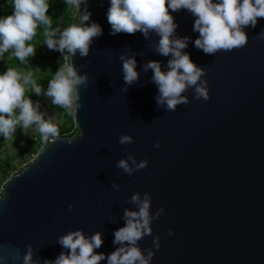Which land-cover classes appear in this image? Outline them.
I'll return each mask as SVG.
<instances>
[{
    "label": "water",
    "instance_id": "water-1",
    "mask_svg": "<svg viewBox=\"0 0 264 264\" xmlns=\"http://www.w3.org/2000/svg\"><path fill=\"white\" fill-rule=\"evenodd\" d=\"M109 3L89 0L86 23H99L103 33L87 57H72L89 76L88 87L80 88L83 106L73 115L77 132L49 141L2 187L0 264H22L16 249L22 257L28 244L41 264L54 260L64 251L57 238L77 229L88 236L100 231L103 244L95 251L110 254L124 209L135 210L128 202L135 192L151 194L153 214L164 209L152 235L139 241L145 252L153 248L151 264H264V38L258 35L264 18L245 28L243 48L207 55L194 46L195 17L171 13L177 34L191 38L184 51L206 69L210 94L195 99L190 88L189 103L173 112L157 107L152 71H142L145 62L159 60L163 68L170 57L149 48L155 34L150 40L140 32L112 35ZM128 48L141 53V75L125 92L119 55ZM122 134L133 143L119 144ZM129 153L137 162L147 159V168L132 175L118 169Z\"/></svg>",
    "mask_w": 264,
    "mask_h": 264
},
{
    "label": "clouds",
    "instance_id": "clouds-1",
    "mask_svg": "<svg viewBox=\"0 0 264 264\" xmlns=\"http://www.w3.org/2000/svg\"><path fill=\"white\" fill-rule=\"evenodd\" d=\"M64 2L74 21L66 27H53V18L48 15L50 0H8L12 11L0 16V60H5V53H8L9 59L15 58L24 66L7 64L6 70L0 72V136L5 141L15 139L17 128L25 135L31 131L38 132L44 143L59 138L55 116L41 111L39 101H33L30 93L50 98L53 106L63 109L69 116L83 106L80 88L88 87L89 76L87 72L80 73L72 57L77 53L82 58L87 57L94 39L102 35L103 29L95 21L86 23L92 15L89 0ZM181 10L195 17L193 31L199 35L194 46L207 55H215L221 51L238 50L248 43L245 28H255L258 19L264 18V0H110L106 15L112 35L140 32L145 40H150L155 34L158 40L149 44V48L160 56L170 57L163 68L161 61L149 60L143 64L142 71H152L151 82L158 88L155 97L157 107L173 112L178 105L189 103V97L184 93L190 88L195 99L207 101L210 98L208 81L203 78L206 69L194 63L190 54L184 51L191 38L181 37L176 32L178 25L171 13ZM38 30H42L41 43L62 55V62L48 80L46 89L36 78V71L40 68L29 64V59L35 56L36 48L41 44L33 43ZM258 35L264 38V31ZM137 55L141 53H134L131 48L119 55L125 92L140 80ZM80 67L86 68L87 64ZM118 143L129 145L133 143V137L122 134ZM155 147H159V141ZM147 166V159L137 162L133 153L116 164L128 175ZM112 188L118 191L120 185L113 183ZM128 202L135 205V210L124 209L122 218L125 224L114 231L113 244L117 247L110 254L95 251L103 244L100 231L88 236L82 229L70 230L57 238L64 251L54 260L45 259L43 264H100L105 259L107 264H151L155 254L153 248L145 252L139 241L152 235V222L163 214L164 209H157L155 214L150 211L152 196L149 192L143 195L135 192ZM68 207L71 210L74 205L69 204ZM172 234L170 229L169 235ZM159 241V235L152 239L156 249L160 247ZM16 254L15 258L22 259V264H41L40 260L34 259L31 244L26 246L22 257L19 249H16ZM3 259L0 256V260Z\"/></svg>",
    "mask_w": 264,
    "mask_h": 264
},
{
    "label": "trees",
    "instance_id": "trees-1",
    "mask_svg": "<svg viewBox=\"0 0 264 264\" xmlns=\"http://www.w3.org/2000/svg\"><path fill=\"white\" fill-rule=\"evenodd\" d=\"M51 7L49 8L48 15H50L53 18V27H66L68 24L74 22L73 18L70 13L66 10V5L64 0H50ZM12 9L8 5V0H0V16L10 14ZM43 41V35L40 30H38L37 36L34 38L33 43L39 44ZM49 49L46 45H38L36 48V54L34 57H31L29 59V64L32 67H36L38 65H42L45 62V59L49 56L48 54ZM8 53H5V60H0V72H3L6 70L7 66H13V67H21L23 68V65L19 64V61L15 58H8ZM52 55L55 57H60L61 53L55 50H52ZM8 64V65H7ZM60 65V61H57L52 68V73H54L57 68ZM31 99L33 101H37V99L34 97L33 94H29ZM52 107L60 112L65 116V120L61 123H58V127L60 130V136H70L74 133V131L71 130L74 121H73V115L69 116L67 115L63 109H60L56 106ZM71 130V131H70ZM33 145V151H36V148L34 146V143L31 142ZM31 149V150H32ZM11 155L9 154L6 145L3 141V137L0 136V178H6L9 179L14 173H10L11 169ZM8 177V178H7ZM3 186L2 183H0V187Z\"/></svg>",
    "mask_w": 264,
    "mask_h": 264
},
{
    "label": "rangeland",
    "instance_id": "rangeland-1",
    "mask_svg": "<svg viewBox=\"0 0 264 264\" xmlns=\"http://www.w3.org/2000/svg\"><path fill=\"white\" fill-rule=\"evenodd\" d=\"M40 31L42 32V30ZM42 44L43 43L40 45ZM48 54L49 56L45 59L44 64L36 66L40 68L36 71V78L38 79L39 83L43 85L44 89L47 88L48 80L51 79L53 75V65L58 61V57L52 55V50H49ZM49 69L51 71H49ZM31 94H33L37 101H39L41 105V111L46 112L48 115H54L57 123H61L65 120V116L62 114V112L52 107L50 98L36 96L34 93ZM71 130L74 131V133L77 132L76 123L73 124ZM32 134H38V132L31 131L28 135H25L20 128H17L15 139L13 141H5L3 138L6 148L11 155L12 166L10 173L18 172L23 166H25L31 159L34 158L35 151H33V145L30 141V136ZM5 180L6 178H0V183L4 182Z\"/></svg>",
    "mask_w": 264,
    "mask_h": 264
},
{
    "label": "built area",
    "instance_id": "built-area-1",
    "mask_svg": "<svg viewBox=\"0 0 264 264\" xmlns=\"http://www.w3.org/2000/svg\"><path fill=\"white\" fill-rule=\"evenodd\" d=\"M58 61H60V63L62 62V55H60V57L58 58ZM30 141L34 143V146H35V148H36L35 156H36L37 153L40 151V149L43 148V147L47 144V143H44V142L42 141V139H41L39 133H38V134H32V135L30 136ZM35 156H34V157H35ZM7 181H8V179L5 180L4 182H2V185H4ZM2 187H3V186L0 187V194H1V191H2Z\"/></svg>",
    "mask_w": 264,
    "mask_h": 264
}]
</instances>
